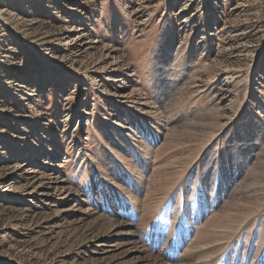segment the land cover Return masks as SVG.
<instances>
[{
    "label": "rangeland",
    "instance_id": "obj_1",
    "mask_svg": "<svg viewBox=\"0 0 264 264\" xmlns=\"http://www.w3.org/2000/svg\"><path fill=\"white\" fill-rule=\"evenodd\" d=\"M0 264H264V0H0Z\"/></svg>",
    "mask_w": 264,
    "mask_h": 264
},
{
    "label": "bare ground",
    "instance_id": "obj_2",
    "mask_svg": "<svg viewBox=\"0 0 264 264\" xmlns=\"http://www.w3.org/2000/svg\"><path fill=\"white\" fill-rule=\"evenodd\" d=\"M163 34H164V33H163ZM163 36H164V35H163ZM166 36H167V35H166ZM164 38H165V37H164ZM162 41H163V40H162ZM162 41H161V42H162ZM164 41H165V40H164Z\"/></svg>",
    "mask_w": 264,
    "mask_h": 264
}]
</instances>
